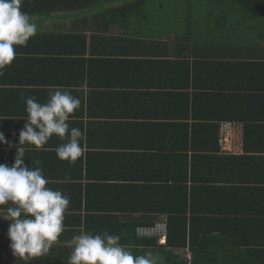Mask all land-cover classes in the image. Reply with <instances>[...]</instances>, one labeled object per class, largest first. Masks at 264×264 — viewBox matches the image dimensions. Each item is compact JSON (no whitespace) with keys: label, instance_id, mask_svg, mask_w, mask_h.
Here are the masks:
<instances>
[{"label":"trees","instance_id":"1","mask_svg":"<svg viewBox=\"0 0 264 264\" xmlns=\"http://www.w3.org/2000/svg\"><path fill=\"white\" fill-rule=\"evenodd\" d=\"M236 1L245 8L248 16L237 30L240 46L232 47H237L238 54L244 58H195L193 62L187 58H162L144 62L140 60L144 65L141 68L135 65L128 66L134 73L139 69L142 74L140 78L146 79V82L139 85L155 88V95L159 99L164 98L163 103H167V108L163 107L164 113L162 117H158L160 119L157 122L149 121L157 115L146 100L150 92H142L135 97L133 95L129 98L120 97L132 99L131 104L138 106L142 112L131 113V110L122 105L108 109L109 113L122 118L110 126V133L115 135V141L109 142V134L92 141L85 135L82 140L85 156L75 162L69 163L57 157L55 149L66 141L56 135H53L43 148L30 145L25 151L27 161L25 164L42 168L45 177L50 178L46 187L62 191L70 200L73 198L74 204L70 203L69 209L79 210L78 213L70 215L75 220H65L66 230L60 241L53 245L50 256L37 257L39 262L67 264L70 249L65 247L64 241L79 234L80 231H91L94 234L107 231L120 235V243L137 254L146 252L158 254L160 264H262L258 259L260 253L264 251V187L261 184L264 183V80L260 77L264 76V58L245 59L244 51L249 50L252 54L257 53L260 56L264 50L263 43L261 46L259 43L260 39L264 38V0ZM119 2L120 0L100 1L101 5L103 3L110 5L101 16L116 21L120 14L122 16L128 14L129 10H125L126 3ZM58 4V0H25L22 10L28 13L31 19L38 21L34 19L37 13L56 16ZM244 28H248L246 33ZM63 36L64 32L61 29L44 33L38 31L37 35L30 38L26 47L16 46L17 58L6 69L12 66L15 69L23 67L32 69L33 75L38 76V81L48 87L27 88L23 91L30 94L29 97H36L38 101L40 95L45 93L49 98L52 86H61L70 91L81 100V106L75 112L82 107L90 110L93 103H96L95 107L102 106L114 98L115 95L107 94L109 90L103 92L94 90L96 83L92 73L87 79V84L92 88L87 96L83 94L85 91L83 78L76 76V70H72L70 62L79 60L77 54L85 53L87 49L85 37L79 36L80 39L77 41L72 37L71 44L66 45L63 44ZM233 37L231 33L220 35L218 45L222 47L232 45ZM76 45L79 46L75 47ZM127 60L130 61L114 60L117 64L112 66L117 70L121 69V63L128 62ZM81 61L85 64L94 59ZM57 67H60L61 79L57 78ZM120 75L121 73L111 74V79L106 83L102 82L101 86L109 89L114 85L115 79H117L115 85H119ZM237 75L242 78L236 84L231 83L233 80L231 78ZM258 79L262 82H258ZM234 89L236 90L231 91ZM159 92L168 94L167 99L159 95ZM153 98L156 97L152 96L151 99ZM91 112L87 114L92 115ZM19 114L27 117L26 109ZM106 114L108 113L98 115ZM139 117L140 119H137ZM222 121L241 124L243 133L240 155L218 151L217 139ZM77 122L81 123L70 119V127H77ZM24 123V118L17 119L18 128L13 132L22 130ZM118 125L121 128L122 125L136 126V129L130 128L121 138L119 133H123V130L121 128L119 130ZM146 126L148 132L145 135ZM139 135L144 137V140L139 141L141 139L138 138ZM153 149L160 150L155 152L158 156L153 153L156 158L162 155L167 157L166 165H170L168 172L163 177L157 175L154 178L133 175L130 172L132 169L128 166H132L140 159H146L148 166L154 165V160H151ZM255 154L262 157H254ZM260 158L263 161L257 162ZM35 161L39 163L35 165ZM108 161L113 168L116 167L114 172L120 169L121 174L113 172L109 176L89 173V169L92 171L100 168ZM248 161L256 163L252 167L255 169L254 172L244 177L237 176L236 165ZM124 165L128 169H125ZM132 175L144 182L120 183L122 177L128 178ZM92 177L98 178V181H94ZM79 178L90 180L82 184ZM101 180L107 181L105 183ZM236 181L240 184H235ZM118 187L125 189L124 192L127 194L125 198L105 196L106 190L119 192ZM213 191H216V197ZM221 192L227 194L232 192L238 198L236 200L238 209L242 211L238 217L231 215L238 210L229 209L228 202ZM111 197L115 200L108 206V199ZM91 198H94L92 200L95 204L94 209L90 205ZM6 207L7 205L3 206ZM81 209L86 211L100 209L113 213L98 215V220L103 218V221L90 223L80 213ZM116 212L123 213V216L119 217ZM160 213L166 214L167 223L163 242L156 235H143L136 229L138 225H154L157 219L154 214ZM231 222L235 226L228 225ZM256 233L263 235L261 238L243 240L244 234ZM248 245L259 246L254 247L259 248L255 257L247 254ZM186 252H190V258L186 257Z\"/></svg>","mask_w":264,"mask_h":264},{"label":"crops","instance_id":"2","mask_svg":"<svg viewBox=\"0 0 264 264\" xmlns=\"http://www.w3.org/2000/svg\"><path fill=\"white\" fill-rule=\"evenodd\" d=\"M104 2L105 0H100ZM100 1L94 4H97L98 7L94 8L91 3L93 0H58V9L55 12L54 20H45V25H42L43 28H38L39 33H44L47 31H55L56 29H61L64 32L63 44L70 45L72 42V37L80 39L79 36L85 37V47L87 48L84 54H77L79 60L71 61V68L73 71L76 70V76L78 78H83L84 95L89 94V90L92 88L91 85L87 84V79L90 74H94L95 83L94 90L97 91H107L110 92L111 96H114L112 99H108L107 103L97 105L93 103L92 108L89 110L86 107L80 108L78 111L74 112L71 116V119L74 121L78 120L81 123H76V128H81L85 135L88 136L89 140L92 141L96 138H101L106 134H109V142L115 141V135L110 133L111 125L114 121H120L122 119L119 116L109 113L108 109L118 105L127 107L132 112H142V110L136 106L132 105V99H123L129 98L131 95L133 97L137 96L140 93L150 92L147 96V102L154 108V112L157 113L155 118H150L149 121L152 123L157 122L162 117L163 107L167 108V103H163L164 98H160L155 95V88H146L139 85L142 82H146V79L140 78L142 76L139 69L132 71L128 66L135 65L144 67L140 60L143 62L146 60L154 59H178V58H187L190 62H193L195 58L200 59H241L238 54V48H233L232 46H240V36L237 33L238 28L241 26L246 17L248 16L245 8L239 4L236 0H120L119 3H126L125 10H129L128 14H121L118 16L116 21H110L107 17L101 16V13L106 9L110 8V5L100 4ZM89 2V3H88ZM106 5V6H105ZM105 6V7H104ZM131 13V14H129ZM112 19V18H111ZM231 33L233 37L232 45L222 47L218 45L219 37L224 36V34ZM78 34L77 36H74ZM262 41V42H261ZM260 46L264 45V38L260 39ZM81 44V43H79ZM76 45L75 47H78ZM264 47V46H263ZM245 59L255 60L257 57L264 58V50L260 53V56L256 53L252 54L249 50L244 51ZM190 54V55H189ZM188 55V56H186ZM235 56V57H232ZM94 59L90 63H83L81 60L88 61V59ZM29 60H32L28 58ZM108 59L109 61H106ZM130 59L128 62L121 63L122 68L116 69L112 65L117 64L114 60ZM127 66V67H126ZM83 71L85 73H83ZM116 73L121 75L118 77V84L111 85L109 89L101 86L102 82H108L111 79V74ZM33 70L23 67L21 69H15L14 66L5 69L4 75L0 76V132H3L5 139L10 143L14 144L15 147L11 149L8 148L7 144H0V163H8L12 165L15 160L16 148L19 146V133L13 132L17 129V119L26 117L20 115L19 112H25L26 104L25 98L29 97L30 94L23 91V89H46L48 85H42L38 81V76L34 74ZM62 74L60 73V67H57V78L61 79ZM264 80V76H260ZM56 78V77H55ZM242 78V77H241ZM241 78L232 77L233 84H236ZM246 78V77H244ZM54 80V79H53ZM258 82L262 80L258 79ZM129 83V84H128ZM133 84V85H130ZM77 84H75V87ZM131 86V87H130ZM138 86V87H132ZM231 90V91H235ZM48 94L40 95V103L47 102ZM159 95L164 96L167 99L168 94L164 92H159ZM155 96L156 98H152ZM43 97V98H41ZM42 99V100H41ZM125 101V103H124ZM159 108V109H158ZM92 111V115L87 113ZM8 112V113H6ZM99 113H108L103 116H99ZM81 114V115H80ZM137 119H140L137 118ZM135 122V120H132ZM140 121V120H138ZM74 127V126H73ZM119 130H123V133H119V136L122 138L123 135L129 131L130 128L136 129V126H125L118 125ZM121 128V129H120ZM113 132V131H112ZM148 132V126L145 127L144 134ZM243 133V130H242ZM113 135V136H112ZM141 136L139 135L138 138ZM140 140H144V137H141ZM242 144V134L240 136ZM218 144V139H217ZM25 151L29 149V144L23 145ZM55 148V147H54ZM221 148L218 144V151L220 152ZM151 160H154L153 166H148L147 161L139 160L136 161L132 166H128L129 169H132L133 175L136 176H149L154 178V176L161 175L164 176L168 172L167 157L164 155L156 158L158 155L155 153L160 151L158 149L152 150ZM155 153V154H153ZM221 153V152H220ZM240 155V153L235 154ZM85 156V155H84ZM254 157H262L261 155L255 154ZM171 159L170 156H168ZM131 160H129L130 162ZM260 158L257 162H262ZM25 156V163H26ZM111 162L105 163L100 168L89 169L90 174H101L109 175L114 172L116 167H112ZM84 162L82 163V172L85 174ZM254 161H248L246 163H240L236 165L238 167L237 176L244 177L246 175H251L255 169L252 167L255 166ZM243 165V166H242ZM79 166V165H78ZM77 166V169H78ZM125 166V165H124ZM125 169H128L125 166ZM96 170V171H95ZM264 170V168H263ZM113 174H121L120 169L115 171ZM132 177L124 178L120 180V183H142L143 180ZM124 176V175H122ZM108 177V176H107ZM147 177V178H149ZM93 178V177H92ZM256 178H261L256 176ZM50 179V178H48ZM94 181H98V178H93ZM131 179V180H130ZM73 180V179H70ZM82 184L86 183L89 178L78 179ZM106 183L107 180H101ZM75 182V181H74ZM235 184H240V182H234ZM264 187V183H261ZM125 189L118 187V191H108L106 190L105 196H118V198H125L127 195L124 192ZM216 191H213L215 195ZM222 196L227 200L229 209L237 213H231V215H238L242 212L238 209V203L235 194L230 192V194L221 192ZM86 196H84L85 198ZM216 197V195H215ZM87 199V198H86ZM94 198H91L90 205L94 209ZM114 198L108 199V206L112 204ZM89 201V200H88ZM71 204H74L73 198L71 199ZM70 204V205H71ZM86 209V208H85ZM81 209L80 213L84 215L88 222L96 223L103 221V218L98 220V215H111L113 212H108L107 210H89ZM3 211V210H0ZM75 209H68L65 220L73 221L74 217L70 216L74 213H78ZM119 217H122L123 213L116 212ZM223 214V213H222ZM114 215V214H113ZM157 216V219L154 223H166V214H154ZM121 219V218H120ZM84 221V217L82 218ZM151 225V226H154ZM230 226H235L234 223L228 224ZM139 227H150V226H140ZM136 231V230H135ZM263 234L256 233L255 235L244 234L243 240L245 239H254L261 238ZM57 244V243H55ZM259 246L248 245L247 251L248 255L255 257L257 249L254 248ZM264 247V246H263ZM264 249V248H263ZM262 264H264V251L259 255V259Z\"/></svg>","mask_w":264,"mask_h":264},{"label":"clouds","instance_id":"3","mask_svg":"<svg viewBox=\"0 0 264 264\" xmlns=\"http://www.w3.org/2000/svg\"><path fill=\"white\" fill-rule=\"evenodd\" d=\"M24 2L0 0V76L17 58L16 46L26 47L38 32L37 24L22 10ZM52 88L46 103L38 102L34 96L25 98L27 117H23L14 163H0V208L7 205L0 211V218L11 221L10 248L14 256L25 260L50 256L53 245L66 230L64 222L71 200L62 191L46 187L49 181L42 168L25 164L23 145L43 148L56 135L66 141L55 149L60 160L73 163L85 154V133L69 125L81 100L61 86ZM0 144L15 147L3 132ZM38 163L35 161V165ZM120 240V235L107 231H80L63 242L70 249L67 264H160L158 254H137Z\"/></svg>","mask_w":264,"mask_h":264},{"label":"built area","instance_id":"4","mask_svg":"<svg viewBox=\"0 0 264 264\" xmlns=\"http://www.w3.org/2000/svg\"><path fill=\"white\" fill-rule=\"evenodd\" d=\"M242 134L241 124H235L230 121H222L220 123V133L218 136V144L221 150L229 153H239L242 151L240 136ZM138 231L143 235H156L160 241H165L166 224L157 223L150 227H139ZM186 257L190 258V252H186Z\"/></svg>","mask_w":264,"mask_h":264},{"label":"flooded vegetation","instance_id":"5","mask_svg":"<svg viewBox=\"0 0 264 264\" xmlns=\"http://www.w3.org/2000/svg\"><path fill=\"white\" fill-rule=\"evenodd\" d=\"M11 221H5L0 218V264H44L39 262L37 258L25 260L13 255L10 248V239L8 238V228Z\"/></svg>","mask_w":264,"mask_h":264},{"label":"rangeland","instance_id":"6","mask_svg":"<svg viewBox=\"0 0 264 264\" xmlns=\"http://www.w3.org/2000/svg\"><path fill=\"white\" fill-rule=\"evenodd\" d=\"M100 0H93V3H91V5L94 7V8H97L98 5L97 4H94V3H97L99 2ZM105 4V3H103ZM37 15H43L42 18H39ZM54 16L50 15V14H46V13H37L35 14V17L34 19H37L38 21H34L33 18L31 19L32 22L36 23L38 28H43L42 25H45L46 23L44 22L45 20H51V22L54 20L53 19ZM248 28H244V32L246 33Z\"/></svg>","mask_w":264,"mask_h":264}]
</instances>
